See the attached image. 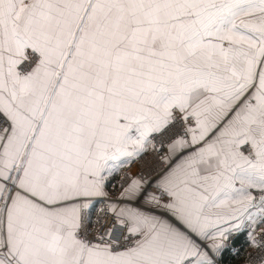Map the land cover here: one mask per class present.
<instances>
[{"label":"snow or ice","instance_id":"snow-or-ice-1","mask_svg":"<svg viewBox=\"0 0 264 264\" xmlns=\"http://www.w3.org/2000/svg\"><path fill=\"white\" fill-rule=\"evenodd\" d=\"M241 236L264 264V0H0V264Z\"/></svg>","mask_w":264,"mask_h":264},{"label":"crops","instance_id":"crops-1","mask_svg":"<svg viewBox=\"0 0 264 264\" xmlns=\"http://www.w3.org/2000/svg\"><path fill=\"white\" fill-rule=\"evenodd\" d=\"M245 251L246 250H244V251L242 250L240 257L235 258V259L231 255L226 254L224 257V264H243V261H244L243 257H244Z\"/></svg>","mask_w":264,"mask_h":264},{"label":"trees","instance_id":"trees-1","mask_svg":"<svg viewBox=\"0 0 264 264\" xmlns=\"http://www.w3.org/2000/svg\"><path fill=\"white\" fill-rule=\"evenodd\" d=\"M244 237L243 236H241L240 238H239V240L237 241V243H236V246L238 247V248H241L243 251L244 250H246V247L244 246Z\"/></svg>","mask_w":264,"mask_h":264},{"label":"rangeland","instance_id":"rangeland-1","mask_svg":"<svg viewBox=\"0 0 264 264\" xmlns=\"http://www.w3.org/2000/svg\"><path fill=\"white\" fill-rule=\"evenodd\" d=\"M116 179L118 180V179H119V177H117ZM114 182H115V181H114ZM110 190H111V189H110ZM247 250H248V249L246 248V251H245V253H244V256H245V254H246ZM243 260H244V257H243Z\"/></svg>","mask_w":264,"mask_h":264},{"label":"built area","instance_id":"built-area-1","mask_svg":"<svg viewBox=\"0 0 264 264\" xmlns=\"http://www.w3.org/2000/svg\"><path fill=\"white\" fill-rule=\"evenodd\" d=\"M248 251V250H247ZM246 255V254H245ZM244 259H245V256H244Z\"/></svg>","mask_w":264,"mask_h":264}]
</instances>
